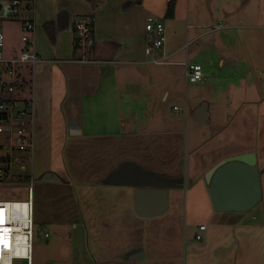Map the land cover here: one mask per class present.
Segmentation results:
<instances>
[{"label": "crops", "instance_id": "0c3cea01", "mask_svg": "<svg viewBox=\"0 0 264 264\" xmlns=\"http://www.w3.org/2000/svg\"><path fill=\"white\" fill-rule=\"evenodd\" d=\"M22 1L35 4L33 45L42 58L33 76L32 166L22 174L56 188L53 196L47 193L46 206L35 210L33 202L39 252L33 264H173L180 258L182 264H264V24L258 11L237 14L241 0H213L210 5L176 0L170 17V0ZM85 16L94 18V44L85 54L91 62L78 61L84 53L76 44L74 22ZM191 17V39L188 30H176L172 39L170 32L160 50L146 55L149 19L162 21L171 31L167 22H189ZM14 21L23 34L21 22ZM213 30L223 31V37L209 36L200 46L205 62L191 60L187 51L183 59L169 61ZM235 31L238 40L231 38ZM21 37L8 55L25 46ZM225 46L233 48L235 72L230 75L216 70H223L228 58L220 55L218 63L213 61ZM165 55V63L180 65L185 76L189 64L205 68L207 81L201 83L208 92L195 98L185 95L186 124L164 109L175 76L148 68L165 64L153 62ZM25 72L28 76L29 67ZM173 108L182 111L180 106ZM169 152L178 153L175 160ZM250 153L256 157L261 200L248 212L216 210L208 172L228 158ZM90 159H96L97 171L89 176ZM172 166L182 175L170 171ZM171 184L178 186L169 190L168 208L177 206L182 191L187 203L190 190L200 193L192 195L193 206L203 207L208 201L211 207L207 222L195 221L187 244L190 233L182 223L180 257L162 243L170 233L169 216L166 225H160H165V235L156 236L155 247H138L136 238L139 222L154 221L150 217L168 210L139 215L136 189ZM197 234L202 240H196Z\"/></svg>", "mask_w": 264, "mask_h": 264}, {"label": "built area", "instance_id": "2783aa9c", "mask_svg": "<svg viewBox=\"0 0 264 264\" xmlns=\"http://www.w3.org/2000/svg\"><path fill=\"white\" fill-rule=\"evenodd\" d=\"M36 7L34 2L22 0H0V20H19L22 24V42L25 46L16 54L5 53L6 35L0 29V135L4 139L0 143V178L13 177L19 173L18 169H26L32 163L33 150V123H34V96L33 76L35 65L42 61L33 45V35L36 31L35 23ZM94 18L85 16L77 18L74 22L76 44L84 53L78 61L91 62L87 57V51L94 44ZM146 31L149 41L145 47L147 56L160 50L166 42V29L162 21L149 19L146 23ZM86 54V55H85ZM168 56L154 58L155 63H165ZM29 67V75L25 68ZM31 76V79H30ZM186 76L189 82L197 83L204 80L203 67L200 64H189L186 67ZM175 109H179L175 107ZM23 204V213L15 217L16 201L12 204V217L10 232L16 234V242L10 247L1 248V254L10 253L9 264H33V250L35 238V221L33 207V188L28 187V198L17 200ZM0 202H3L0 200ZM24 204L27 205L25 210ZM4 225V226H2ZM0 228L5 227L3 222ZM11 227V226H10ZM201 230L205 225L200 226ZM2 232V229L0 230ZM202 235L197 234L196 240H202ZM15 252H12L16 248ZM3 256L0 264H3Z\"/></svg>", "mask_w": 264, "mask_h": 264}, {"label": "rangeland", "instance_id": "374dc122", "mask_svg": "<svg viewBox=\"0 0 264 264\" xmlns=\"http://www.w3.org/2000/svg\"><path fill=\"white\" fill-rule=\"evenodd\" d=\"M213 0H203V3L206 5H210V2H212ZM193 3V2H192ZM202 7V6H201ZM236 10H238L237 14L241 13L242 11H248L247 14H250V12H257L258 11V17L260 18V24H264V0H241V3L235 8ZM214 15H216L217 17H219V13L214 12ZM251 17V15H249ZM193 17V16H192ZM190 18L189 22H186L187 20L184 19H180L179 22L176 23V21H169V23L167 22V25H169V28L171 29V31L168 29V31L166 30V40L169 37V34L171 36V39L175 36L176 34V30L180 31L181 29L185 30V31H189V37L188 39L192 38V29H189V26H187L188 24H192L193 18ZM223 25H225V22H221ZM259 23V21H258ZM178 25V26H177ZM191 27V26H190ZM0 29L5 33L6 35V45H5V53L9 54L13 52V49L16 50V48L19 45V40H20V36H22V32H21V26L17 23V21L14 20H0ZM210 29V28H209ZM220 30V29H219ZM223 30V29H222ZM224 31V30H223ZM223 31H219V33H217V31L215 32V30L211 31V35H208L204 38H201L195 42H193L192 44H187V47L189 45V47H185L186 50H183L179 55L173 57L172 59H169V61L171 60H175V59H183L184 55L186 54V51L190 53L191 55V60H197L200 62H205L202 58H201V48L202 45H204V42L208 41L207 38L213 39L214 37H212L215 34H219V36L223 37V35H220L223 33ZM235 34V35H234ZM233 34V36L231 38H233L232 40L235 39H239V34L238 32ZM149 35V34H148ZM219 37V38H220ZM149 38V36H148ZM187 38H184V41L186 42ZM201 46V48H200ZM223 53L219 55H217L216 59H213V61H215V63H218L219 60V56L222 55L225 58L229 59V62L227 65H225V67L223 68V70H221V68L217 67L216 70L221 73V74H226V75H230L233 72H235V70L231 67H233V63L231 61V57H230V53H231V47H227L225 46L224 48H220ZM210 54V52H209ZM212 57V56H211ZM193 62V61H192ZM37 66V65H36ZM235 67V66H234ZM38 68V67H37ZM148 68H150L151 71L153 72H159V73H165V70H168L170 72L168 73H172L175 78L174 80H171V84H170V88L172 89L173 92H171V94L169 95L168 101L165 103V110L167 111V113L172 116L173 119H178L179 120H184L185 124L187 123V119H186V112L183 111L184 110V104H185V95H188V97L191 98H195L196 95H202L208 92V90L204 89L202 87V83L206 84V79L203 80V82L201 83H190L189 81H187L185 73H184V69L180 66V65H167V63L165 64H152V65H148ZM215 68V67H214ZM224 71V72H223ZM204 72H205V68H204ZM216 72V73H218ZM159 82L154 83V86L157 85ZM160 87V85L158 86ZM261 90V89H260ZM177 105L180 106L182 108V111L178 112L176 111L173 106ZM151 111H149L148 113H150ZM188 112V111H187ZM4 139V137L2 135H0V143L1 141ZM93 149L91 150L94 154H95V147L96 144H92ZM1 151V148H0ZM173 154V155H171ZM175 154L177 155L178 153L175 152ZM174 153L169 152L170 155V159H174L175 156ZM140 159H138L139 161ZM145 160H153L152 158H145ZM175 160V159H174ZM79 163L82 164V160H78ZM88 167L89 168V176L93 175V172L97 171V162L96 159H90L88 160ZM32 164H28L26 166V169H18L17 171L19 173H28L30 172ZM174 168V169H172ZM171 169H169L170 171L174 172V173H178L179 175L177 177H179L180 175H182V171L178 169H176V167L172 166ZM82 167L79 168V171H81ZM108 169V165L106 164L104 171H106ZM90 172H92V174H90ZM171 172V173H172ZM104 175H102L103 177ZM25 177H27L26 175H19V174H14L13 177H9V178H0V200H25L28 198V187L31 185L33 188V202H34V206H35V210L39 209L41 206H46V202L48 200V195L47 193L50 192L51 196H53L56 188L53 187V185H48L49 183H42V182H34L32 181V176L30 181H27L25 179ZM99 177V176H98ZM35 189V192H34ZM186 191H182V193L179 195V202L177 204V206H172L170 205L168 210L163 213L162 215H159L161 217H157V216H153L150 217L152 219L150 220H154V221H150L146 224H142L141 222H139L137 225H139V227L137 228V233H136V238H137V245L142 246L145 245V247L149 250L152 249L153 247L156 246V236L159 237V239H161V234L165 233L163 230L165 228V223L166 221L169 222V230L170 233L168 234V236H166L165 234V241H162L163 244H167L169 245V252L170 253H174V255H177L178 257H180L181 254V250H182V234H181V225L182 223L185 221L186 226L189 230V235H186L185 237V244H187L188 240L187 239H191V235H192V231H193V226L195 221H197L198 223L201 222H207V217L208 214L211 210L210 207V202H206V204L203 207H199V206H193V198L192 195H199L200 193H196L195 191H188V194L186 195L188 197V201L187 203L185 202V195ZM198 196V198L200 199V197ZM51 202V201H50ZM47 205L49 207L52 208L50 203ZM200 202V201H199ZM214 206V205H213ZM215 208V207H214ZM229 213V212H228ZM261 213V212H260ZM169 216V217H168ZM168 217V219H167ZM159 218V219H157ZM234 216H232V220H233ZM167 219V220H166ZM161 223L165 224L164 228L162 229V227H160ZM178 227V230H174L171 232L172 227ZM162 232V233H161ZM38 231H37V236H38ZM163 235V237H164ZM36 236V238H37ZM144 236L145 243H144V238L142 237ZM161 242V241H160ZM144 243V244H141ZM36 244L35 240H34V250H33V260L38 259V250H36ZM148 244L150 245V248L148 246ZM143 247V246H142ZM35 252V253H34ZM177 261H174L173 264H182L181 263V258L180 259H176Z\"/></svg>", "mask_w": 264, "mask_h": 264}, {"label": "water", "instance_id": "95a60500", "mask_svg": "<svg viewBox=\"0 0 264 264\" xmlns=\"http://www.w3.org/2000/svg\"><path fill=\"white\" fill-rule=\"evenodd\" d=\"M210 196L220 212H248L261 200V182L255 154L228 158L207 174ZM140 184V183H138ZM177 184L136 189V211L139 215H157L168 208L169 190Z\"/></svg>", "mask_w": 264, "mask_h": 264}, {"label": "bare ground", "instance_id": "6f19581e", "mask_svg": "<svg viewBox=\"0 0 264 264\" xmlns=\"http://www.w3.org/2000/svg\"><path fill=\"white\" fill-rule=\"evenodd\" d=\"M3 202H0V226L3 224V222H5V227L4 228H0V230L2 229V232H0V257L3 256V264H9L10 262V253H6L4 255L1 254V248H6V247H10V244H14L16 242V244L18 245V238L16 236V234H14L13 232L11 233L10 231L15 230L12 229V225H11V217H12V204L9 203V201L12 200H2ZM16 201L15 205H16V209H15V217H18L19 215H21L23 213V204H21L19 201L17 200H13ZM25 206V210L27 208V205L24 204ZM4 226V225H2ZM11 226V227H10ZM17 245L16 248H13L14 250L12 252H15L17 250Z\"/></svg>", "mask_w": 264, "mask_h": 264}, {"label": "trees", "instance_id": "16d2710c", "mask_svg": "<svg viewBox=\"0 0 264 264\" xmlns=\"http://www.w3.org/2000/svg\"><path fill=\"white\" fill-rule=\"evenodd\" d=\"M175 3H176V0H170L169 1L167 16L170 17V16H173L174 15ZM63 16H64L63 13H61L59 19L60 20H63ZM53 25H54V23L50 25V26H52L51 27L52 29H50L51 31L49 32V34H50V36L52 38H53V33H54V31H53ZM93 36H94V32H93ZM25 179L27 181H29V178L28 177H25Z\"/></svg>", "mask_w": 264, "mask_h": 264}]
</instances>
